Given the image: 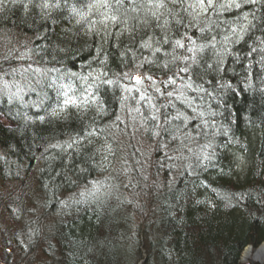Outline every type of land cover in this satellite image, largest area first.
I'll return each mask as SVG.
<instances>
[{"label":"trees","instance_id":"trees-1","mask_svg":"<svg viewBox=\"0 0 264 264\" xmlns=\"http://www.w3.org/2000/svg\"><path fill=\"white\" fill-rule=\"evenodd\" d=\"M262 42L264 0H3L0 264H242L264 243Z\"/></svg>","mask_w":264,"mask_h":264},{"label":"snow or ice","instance_id":"snow-or-ice-1","mask_svg":"<svg viewBox=\"0 0 264 264\" xmlns=\"http://www.w3.org/2000/svg\"><path fill=\"white\" fill-rule=\"evenodd\" d=\"M248 2L249 3H255L256 0H248ZM2 3H3V0H0V4H2ZM199 3L201 5V7H203V5L205 3V0H199ZM207 3H208V6H212V0H207ZM55 6L56 7H59L58 4L55 5ZM100 6L101 7H107L106 3H102ZM160 6L162 7L163 5H160ZM234 6L238 8V7H240V4L239 3H235ZM25 7H27V6L25 5ZM43 7H45V8L48 7V4L45 3L43 5ZM105 19L106 20L107 19H111L112 21H115L116 18L113 16L111 18L106 17ZM245 19H247V17H245ZM101 23H104V21H101ZM243 31L244 30L241 29V31L238 33L236 29H233L232 30L233 34L236 35V37H237V42L239 40L243 39ZM189 42L191 43V45H193L192 47L187 46L183 42V40H181V39L175 40V48H177V49H184L187 53H190L191 54L190 56H185L184 57V63H185L186 66L184 68H181L180 69L181 72H188L189 71V67H188V62L189 61H191V63H193V64L198 63L197 53L203 52L204 49H205V47H206L205 45H197L196 41L195 40H191L190 38H189ZM262 43H264V42H262ZM142 47H144L146 49H151L152 48V44L149 41H145L144 44L142 45ZM211 47L215 48V44H212ZM255 50L256 49H253V51H255ZM159 51H160L159 48H156L155 49V52H159ZM261 51H264V48H262ZM217 55H219V53H217ZM101 62L103 63V61H101ZM220 62H223L222 61V57H221ZM164 67L167 68V65H165ZM208 67L211 68L212 65L209 64ZM72 75H75V73H73ZM103 75H106V73H101V74H99V75L96 76V79L99 80L100 83H102V84H108V85H111V84L114 83L110 79H101V76H103ZM125 75H127V74H125ZM128 78L131 81H134L136 85H140L145 79L151 81L153 84L155 83V80H154V78L152 76L144 77L143 75L136 74V75L129 76ZM169 83L175 84V80H170ZM187 86L189 88L192 87L191 84H188ZM60 87L63 88L64 86L61 85ZM68 87L70 89L71 88V85H69ZM222 87H231V86L230 85H222ZM155 90L157 92H160L161 91V89L158 88V87ZM127 91H132V89H127ZM136 91L138 92L139 89H136ZM89 95H92V94L89 93ZM171 95H172V93L169 92L168 93V96H171ZM64 96L66 97V99L63 101L64 106L71 105V106L76 107L78 109L79 108H84L86 110L89 105H92V106H95L97 108V111H98L99 114H105L104 113V108H103L102 102H99L96 99V97H94V96H93V98L91 100H89L88 96H85L84 99L81 101V103H77V100L76 99H73V98L69 97L68 96V92H64ZM141 99H144V97L142 96ZM63 111H65V108L64 107H62L60 109V112H63ZM137 111H139V110L137 109ZM52 115L53 116H59V112H57L56 109H53ZM151 118L153 120L157 119V117L155 115H153ZM175 118L176 119H179V116H177ZM39 119H40L41 122H43L45 118L43 116H40ZM119 119L120 118L117 117V120H119ZM93 134H94L93 132L88 133V135H93ZM156 134L158 135L159 133H156ZM72 146H73L72 144H69L68 145L69 148H71ZM109 151H111L110 148H109Z\"/></svg>","mask_w":264,"mask_h":264},{"label":"rangeland","instance_id":"rangeland-1","mask_svg":"<svg viewBox=\"0 0 264 264\" xmlns=\"http://www.w3.org/2000/svg\"><path fill=\"white\" fill-rule=\"evenodd\" d=\"M1 54V52H0ZM0 97H3L7 94H14V89L18 86H15L14 84H11V83H3L0 81ZM0 155H1V149H0ZM13 213V212H12ZM14 218V213H13V216ZM13 224H15V226H19L18 223H14L13 221ZM264 245V244H263ZM263 245H261V247H263ZM261 247L259 248H251V249H245L246 251L243 252V256H242V264H264V262H261V261H258L255 257V253L257 252V250H259ZM248 252H251L252 255L249 256L247 255Z\"/></svg>","mask_w":264,"mask_h":264},{"label":"bare ground","instance_id":"bare-ground-1","mask_svg":"<svg viewBox=\"0 0 264 264\" xmlns=\"http://www.w3.org/2000/svg\"><path fill=\"white\" fill-rule=\"evenodd\" d=\"M247 255L251 256L252 253L248 252ZM255 257L258 261L264 262V245L255 253Z\"/></svg>","mask_w":264,"mask_h":264},{"label":"clouds","instance_id":"clouds-1","mask_svg":"<svg viewBox=\"0 0 264 264\" xmlns=\"http://www.w3.org/2000/svg\"><path fill=\"white\" fill-rule=\"evenodd\" d=\"M221 7H223L222 5H221ZM174 15H176L177 13H173ZM177 22H179V21H177ZM213 23H215V22H213ZM201 31H203V29H201ZM206 47H207V45H205ZM173 119H175V117H173Z\"/></svg>","mask_w":264,"mask_h":264},{"label":"water","instance_id":"water-1","mask_svg":"<svg viewBox=\"0 0 264 264\" xmlns=\"http://www.w3.org/2000/svg\"><path fill=\"white\" fill-rule=\"evenodd\" d=\"M263 244H264V243H263ZM263 244H262V245H263ZM260 247H261V246H260ZM251 248H252V247H248L247 249H251ZM245 251H246V250H245Z\"/></svg>","mask_w":264,"mask_h":264}]
</instances>
